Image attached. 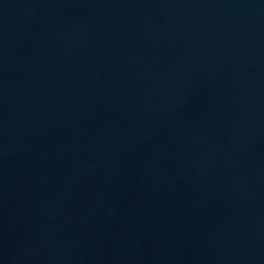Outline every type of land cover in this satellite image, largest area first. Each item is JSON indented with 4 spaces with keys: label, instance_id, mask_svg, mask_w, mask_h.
<instances>
[{
    "label": "water",
    "instance_id": "obj_1",
    "mask_svg": "<svg viewBox=\"0 0 264 264\" xmlns=\"http://www.w3.org/2000/svg\"><path fill=\"white\" fill-rule=\"evenodd\" d=\"M0 264H264V0H0Z\"/></svg>",
    "mask_w": 264,
    "mask_h": 264
}]
</instances>
